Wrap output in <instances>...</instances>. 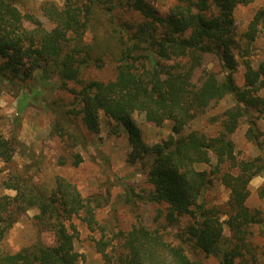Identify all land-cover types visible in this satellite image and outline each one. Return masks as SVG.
Listing matches in <instances>:
<instances>
[{
  "label": "trees",
  "instance_id": "obj_1",
  "mask_svg": "<svg viewBox=\"0 0 264 264\" xmlns=\"http://www.w3.org/2000/svg\"><path fill=\"white\" fill-rule=\"evenodd\" d=\"M18 1L0 0V92L7 86L23 89L38 71H50L58 89L76 84L70 103L45 104L53 115L51 134L60 135L70 152L64 160L74 166L83 161L73 151L86 144L82 128L99 133L104 115L127 128L130 163L153 157L147 173L153 188L129 192L135 198L131 208L138 201L165 208L158 211L156 227L145 225L138 214L131 229L114 232L98 220L105 202L100 196H83L60 175L47 194L25 172L14 174L3 184L15 195L0 197V264H83L85 254L76 249L77 223L94 234L105 264H208L216 251L218 264H264V241H254L257 235L264 238L263 211L248 205L251 181L264 174V155L238 158L233 138L245 120L247 140L259 149L264 146L258 126L264 120V63L255 68L251 60L244 62V86L235 76L241 36L234 12L242 0H169L166 14L151 0H64L61 6L45 1L41 10L46 22L23 12ZM263 20L261 11L242 35L248 46ZM107 58L116 65L115 77L88 79L86 73L103 68ZM209 58L216 60L218 70L204 68ZM226 100L233 104L211 118L215 134L184 131ZM136 113L157 126L171 121L173 133L148 144L134 120ZM17 144V137L0 130V160L12 163ZM203 165L210 168L200 169ZM216 181L230 192L224 205L206 200ZM258 195L264 198V183ZM30 209H37V238L13 250L10 232ZM44 232L53 233V244L43 240Z\"/></svg>",
  "mask_w": 264,
  "mask_h": 264
},
{
  "label": "rangeland",
  "instance_id": "obj_2",
  "mask_svg": "<svg viewBox=\"0 0 264 264\" xmlns=\"http://www.w3.org/2000/svg\"><path fill=\"white\" fill-rule=\"evenodd\" d=\"M45 1H54L60 6L64 0H19L18 7L23 11L33 14L46 22L42 13V4ZM162 14H166L171 2L169 0H151ZM261 11H264V0H242L234 12L235 25L239 31L240 45L236 47L235 54L239 61L238 71L235 73L236 81L244 86V62L251 60L255 68L264 63V20L259 25L256 40L249 44L247 38L242 36L248 29L250 22ZM111 56V52L109 53ZM103 68L91 69L86 73L88 79L111 80L116 75V65L107 58ZM206 69L218 70L216 60L209 58L204 65ZM197 73V78L201 75ZM72 88H78L74 83L68 85L67 90L58 89V81L50 71H38L34 77L26 82V86L17 91L10 87H3L0 92V130L6 137H17L16 153L12 163L0 160V197L3 195L14 196L15 191L7 189L4 181L14 174L26 173L33 182L47 194L54 188L56 176L60 175L77 185L85 197L96 195L104 201L103 207L98 210L99 222L107 229L114 232L128 231L136 223V215L149 226L156 227L159 209L165 206L137 202L131 208L129 198L134 190L136 193H146L153 186L147 181V173L151 167L153 157L148 155L135 163H130L129 154L132 147L129 141L127 128L101 116V130L97 134L89 132L85 127L82 134L86 137V144L73 149L81 153L83 161L74 166L64 158H69L63 139L58 134H51L53 115L47 111V102L57 101L67 104L73 101ZM264 97V88L260 91ZM46 102V103H45ZM232 100L222 101L212 105L207 113L188 125L185 132L199 129L208 134H215L216 128L211 120L213 116L220 115ZM134 120L141 129L144 140L148 144H155L167 139L172 133L173 123L167 121L163 126H157L146 120L144 114L136 113ZM80 123V120H78ZM249 124L242 120L240 127L233 135L236 143V153L240 159L254 158L264 155V146L259 149L246 138ZM264 142V120L258 121ZM72 151V150H71ZM70 160V159H69ZM200 169H209V166H200ZM264 183V174L255 177L250 183L251 195L248 205L252 208H261L264 215V198L259 197L258 188ZM229 190L219 181L215 182L206 193V200L210 205H224L229 199ZM135 209V210H132ZM37 209H30L14 225L9 235V245L13 250L31 245L37 238V229L34 216ZM162 226L166 225L161 220ZM184 223V221H183ZM80 238L76 242V249L85 254L83 264H105L101 253L96 249L91 236L94 235L86 225L77 223ZM259 227L256 228L258 232ZM171 228L168 227L167 230ZM177 232L178 229H172ZM229 235L228 230L225 231ZM96 235V234H95ZM47 244H53L54 235L51 232L42 234ZM257 244H262L264 238L257 235L254 238ZM219 251L213 253L207 260L208 264L219 263Z\"/></svg>",
  "mask_w": 264,
  "mask_h": 264
}]
</instances>
